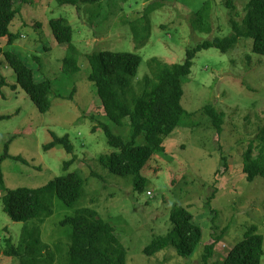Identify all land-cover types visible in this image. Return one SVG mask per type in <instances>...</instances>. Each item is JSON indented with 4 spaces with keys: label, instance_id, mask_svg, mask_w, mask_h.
Segmentation results:
<instances>
[{
    "label": "rangeland",
    "instance_id": "obj_1",
    "mask_svg": "<svg viewBox=\"0 0 264 264\" xmlns=\"http://www.w3.org/2000/svg\"><path fill=\"white\" fill-rule=\"evenodd\" d=\"M206 1L210 3L208 31L194 25L197 9ZM232 1L234 9L230 10L225 0H101L92 18L83 6L77 12L75 6L56 0L21 4L9 25L18 36L10 45L6 37H0V49L17 52L34 70L37 82L50 79L51 105L45 112L37 109L0 53V78L5 79L0 87V154L8 141V154L20 157L4 159L5 186L35 188L69 171H77L84 180L75 203L65 205L53 197V212L40 227L42 240L51 248L59 240L65 245L67 229L60 225L61 219L77 208L91 207L114 226L126 248V264H202L204 245L212 240L213 232L225 229L207 263L222 264L249 225L262 236L260 264H264V178L248 181L242 170V154L251 141L253 154L257 153L258 129L264 124V55L252 52V40L240 37L226 52L209 47L196 53L190 73L182 79L181 104L187 112L197 113L190 118L192 123L182 119L163 141L165 153L156 152L141 170L147 178L142 192L133 190L132 176L115 175L98 161L100 154L112 150L99 123L125 137L129 127L105 117L94 83L87 78V56L99 50L138 53L142 60L133 80L136 86L149 73L150 59L181 63L188 48L232 33L231 15L240 21L249 0ZM149 3L157 5L149 14V36L137 46L129 22ZM59 17L72 26L69 44H59L52 36L49 20ZM68 50L78 69L65 73L62 62ZM208 103L225 113L220 134L199 111ZM54 134H67L72 152L59 143L46 149ZM223 155L226 172L220 161ZM70 159L65 168L64 162ZM217 169L220 173H215ZM174 205L188 208L201 225L198 245L187 257L179 256L172 247L146 255L143 248L152 237L172 228L169 213ZM210 205L217 210L215 216ZM23 224L10 219L0 198V264H18L16 258L4 256L2 248L5 237L18 244Z\"/></svg>",
    "mask_w": 264,
    "mask_h": 264
},
{
    "label": "trees",
    "instance_id": "obj_2",
    "mask_svg": "<svg viewBox=\"0 0 264 264\" xmlns=\"http://www.w3.org/2000/svg\"><path fill=\"white\" fill-rule=\"evenodd\" d=\"M28 1L0 0V37H6L8 45L18 36L9 30V25L20 11L21 4ZM56 1L59 4L75 6L77 12L83 6L91 18L95 16V11L99 9L101 3V0ZM225 4L230 10L234 9L232 0H225ZM156 6L149 3L138 17L129 22L137 46L143 45L149 36V14ZM197 10L195 27L208 31L211 28L208 22L210 3L204 2ZM232 16L229 19L232 28L230 35L205 39L188 48L181 63L168 64L156 57L150 59L149 73L143 76V80L138 82L137 86L133 80L142 60L138 53L99 50L88 54L90 70L87 78L94 83L105 117L118 126L129 127V134L125 137L114 133L108 124L99 123L112 150L100 154L98 161L115 175L132 176L134 191L142 192L145 189L147 178L141 174V170L156 152L165 153L163 141L181 124L183 118H189L185 123L193 122L190 118L195 116L197 111L187 112L181 104V97L182 79L190 73L196 53L209 47L226 52L238 38L245 37L252 40V52L264 55V0H249L240 21ZM49 26L57 43L71 42L73 29L65 18H52L49 20ZM0 53L15 72L16 83L37 109L40 112L47 111L51 105L50 79L45 78L37 82L34 70L17 52L0 49ZM76 65L73 52L68 50L62 62L63 71L75 72L78 69ZM4 81V77L1 76L0 87ZM199 111L209 117L211 124L220 134L224 124V111L211 103L203 105ZM257 141L258 150L255 155L253 141L242 154V170L248 181L257 176L264 178V124L258 129ZM57 143L62 144L67 152H72L73 145L67 134L61 137L54 134L45 148ZM8 157L14 160L20 158L8 154L7 141L0 154V198L3 210L10 219L24 224L17 245L12 242L11 237H5L2 248L4 256L16 258L18 264H126V248L116 234L114 226L102 219L91 207L77 208L73 214L61 219L60 225L67 229L65 245L60 240L59 243L53 244V248L45 243L41 238L40 227L45 218L53 212V197L56 196L65 205L75 203L83 192L84 180L77 171H69L39 187L7 188L2 163ZM220 161L224 168L223 172H226V157L223 155ZM71 162L72 159L65 161V168ZM215 173H220L219 169ZM206 203L209 205L210 199ZM209 208L215 216L217 210L212 209L211 205ZM169 218L173 223L172 228L163 235L152 237L143 248L146 255H153L166 247H172L179 256L187 257L195 250L202 236V227L194 221L191 211L184 206L174 205ZM32 219L36 220L32 224L28 223ZM224 233L225 229L218 234L213 232L212 240L204 245L202 264L208 263L215 244ZM66 246L68 248L64 253ZM262 255V236L256 232L253 225H249L242 239L226 252L222 264H260Z\"/></svg>",
    "mask_w": 264,
    "mask_h": 264
}]
</instances>
